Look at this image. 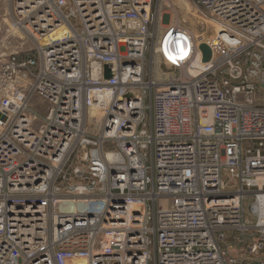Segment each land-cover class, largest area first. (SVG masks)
<instances>
[{"label":"built area","instance_id":"2783aa9c","mask_svg":"<svg viewBox=\"0 0 264 264\" xmlns=\"http://www.w3.org/2000/svg\"><path fill=\"white\" fill-rule=\"evenodd\" d=\"M192 3L11 1L0 264H264V0Z\"/></svg>","mask_w":264,"mask_h":264},{"label":"rangeland","instance_id":"374dc122","mask_svg":"<svg viewBox=\"0 0 264 264\" xmlns=\"http://www.w3.org/2000/svg\"><path fill=\"white\" fill-rule=\"evenodd\" d=\"M11 1L12 0H0V56L2 57L10 54L18 45L23 46L24 48L29 46V42H27L24 36H22L20 33L15 32V30L12 29L10 25L11 18H9L8 16V10L11 7ZM170 1L173 4L175 3L178 13L175 15H173L174 13H172V15H167L164 20L165 24H169L172 19L174 20V17L179 16V18L181 19V23L184 26L193 29L197 33L200 31H204L206 33V36L216 33V31L213 30L212 26L208 24L204 25L202 21L198 17H196L198 15V12L194 4L192 3V0ZM183 1L188 2V4L185 5ZM187 16H189V18ZM33 102L40 109L44 108L42 100L39 97L35 96Z\"/></svg>","mask_w":264,"mask_h":264},{"label":"water","instance_id":"95a60500","mask_svg":"<svg viewBox=\"0 0 264 264\" xmlns=\"http://www.w3.org/2000/svg\"><path fill=\"white\" fill-rule=\"evenodd\" d=\"M200 49L203 51L204 54V61H208L211 59L212 56V50L210 48V46L206 43H202L200 45ZM110 72L107 73V77H110ZM264 251V250H263Z\"/></svg>","mask_w":264,"mask_h":264},{"label":"bare ground","instance_id":"6f19581e","mask_svg":"<svg viewBox=\"0 0 264 264\" xmlns=\"http://www.w3.org/2000/svg\"><path fill=\"white\" fill-rule=\"evenodd\" d=\"M184 3H185V5L186 4H188V2H186V1H183ZM175 4V3H174ZM188 18H189V16H187ZM197 17V16H196ZM180 19V18H179ZM176 21V20H175ZM180 21H181V19H180ZM192 24V23H191ZM11 25H12V23H11ZM201 25V24H200ZM189 26V25H188ZM202 26H203V24H202ZM210 27V26H209ZM198 31H200V30H198ZM216 31H217V28H216ZM18 33V32H17ZM195 35H199V32L197 33V32H195ZM38 97V96H37ZM35 98V97H34ZM33 98V99H34ZM33 99H32V101H31V104L34 106V107H37V108H39L38 106H36L35 104H34V102H33ZM42 100V99H41ZM42 104H43V106H44V108L46 107V104L44 103V101L42 100ZM43 108V109H44ZM42 109V110H43Z\"/></svg>","mask_w":264,"mask_h":264}]
</instances>
